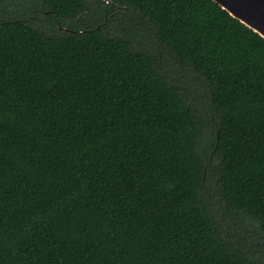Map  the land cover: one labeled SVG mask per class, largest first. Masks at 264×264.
<instances>
[{
  "label": "trees",
  "instance_id": "obj_1",
  "mask_svg": "<svg viewBox=\"0 0 264 264\" xmlns=\"http://www.w3.org/2000/svg\"><path fill=\"white\" fill-rule=\"evenodd\" d=\"M31 1L47 31L0 17V264H264V38L213 0Z\"/></svg>",
  "mask_w": 264,
  "mask_h": 264
},
{
  "label": "water",
  "instance_id": "obj_2",
  "mask_svg": "<svg viewBox=\"0 0 264 264\" xmlns=\"http://www.w3.org/2000/svg\"><path fill=\"white\" fill-rule=\"evenodd\" d=\"M230 16L264 38V0H213Z\"/></svg>",
  "mask_w": 264,
  "mask_h": 264
},
{
  "label": "rangeland",
  "instance_id": "obj_3",
  "mask_svg": "<svg viewBox=\"0 0 264 264\" xmlns=\"http://www.w3.org/2000/svg\"><path fill=\"white\" fill-rule=\"evenodd\" d=\"M13 11L17 14L11 15ZM41 7L31 0H15L12 4L0 7V17H20L27 19L37 29L47 31L48 25L43 16L40 15Z\"/></svg>",
  "mask_w": 264,
  "mask_h": 264
}]
</instances>
